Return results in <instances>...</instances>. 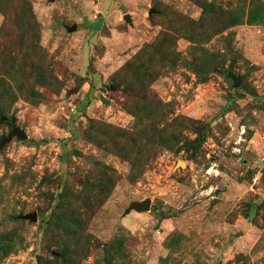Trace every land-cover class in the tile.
<instances>
[{
    "label": "rangeland",
    "instance_id": "rangeland-1",
    "mask_svg": "<svg viewBox=\"0 0 264 264\" xmlns=\"http://www.w3.org/2000/svg\"><path fill=\"white\" fill-rule=\"evenodd\" d=\"M12 121L0 264H264V0H0Z\"/></svg>",
    "mask_w": 264,
    "mask_h": 264
},
{
    "label": "water",
    "instance_id": "water-1",
    "mask_svg": "<svg viewBox=\"0 0 264 264\" xmlns=\"http://www.w3.org/2000/svg\"><path fill=\"white\" fill-rule=\"evenodd\" d=\"M49 2H53L54 0H47ZM125 21L126 22H130V17L128 15H126L124 17ZM77 30V26L76 25H73L72 27L70 28H67V31L69 33H72V32H75ZM229 77L231 78V80L233 81V86L234 88H239L242 84V80L239 79V78H235V77H232L231 75H229ZM6 119L3 118L2 121H5ZM12 123H9V127H12V130L11 132L9 133V135L6 137V138H3L1 141H0V148L3 147L6 143H9L13 138H17L21 141H25L27 140V136L26 134L20 130L19 128H16V127H13L12 126ZM215 201L212 203L214 204ZM150 209V201L149 200H146L144 202H133L131 203L130 207H129V211L130 210H134L136 212H143V211H148ZM23 219H26V220H30V221H36V215L35 214H32V215H27V216H23L22 217Z\"/></svg>",
    "mask_w": 264,
    "mask_h": 264
},
{
    "label": "trees",
    "instance_id": "trees-1",
    "mask_svg": "<svg viewBox=\"0 0 264 264\" xmlns=\"http://www.w3.org/2000/svg\"><path fill=\"white\" fill-rule=\"evenodd\" d=\"M35 145H39V143H36Z\"/></svg>",
    "mask_w": 264,
    "mask_h": 264
}]
</instances>
